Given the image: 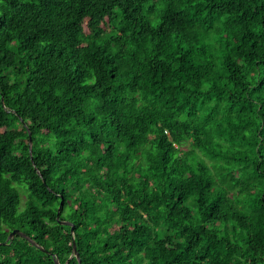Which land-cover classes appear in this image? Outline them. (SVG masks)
I'll list each match as a JSON object with an SVG mask.
<instances>
[{"label": "trees", "instance_id": "obj_1", "mask_svg": "<svg viewBox=\"0 0 264 264\" xmlns=\"http://www.w3.org/2000/svg\"><path fill=\"white\" fill-rule=\"evenodd\" d=\"M56 260L264 264V0H0V264Z\"/></svg>", "mask_w": 264, "mask_h": 264}, {"label": "clouds", "instance_id": "obj_2", "mask_svg": "<svg viewBox=\"0 0 264 264\" xmlns=\"http://www.w3.org/2000/svg\"><path fill=\"white\" fill-rule=\"evenodd\" d=\"M221 83H223V81H221ZM229 87H231V85H229ZM68 168V165H63L59 168H56L54 166L53 169V178H60L61 179V186L64 185H70L72 183V181L75 179L70 172H67L66 169ZM77 196H79V193H77ZM37 204H39V201H37ZM50 207H55V205H50ZM193 207V211H195V207L194 204L192 205Z\"/></svg>", "mask_w": 264, "mask_h": 264}, {"label": "rangeland", "instance_id": "obj_3", "mask_svg": "<svg viewBox=\"0 0 264 264\" xmlns=\"http://www.w3.org/2000/svg\"><path fill=\"white\" fill-rule=\"evenodd\" d=\"M83 21H84V29L85 31L87 32L88 29H89V26H88V18L87 17H83ZM90 31V29H89ZM15 132L17 134H22L24 132V128H22L21 126L17 127V129H15ZM19 189H20V197H21V201H20V206L22 205V202L24 201L25 199V195L28 193V189L26 187H24L22 184L18 183V184H15ZM73 202H69L65 207H64V210H68L70 207L73 206ZM178 210H176L177 212Z\"/></svg>", "mask_w": 264, "mask_h": 264}, {"label": "water", "instance_id": "obj_4", "mask_svg": "<svg viewBox=\"0 0 264 264\" xmlns=\"http://www.w3.org/2000/svg\"><path fill=\"white\" fill-rule=\"evenodd\" d=\"M30 144H31V138H30V136H29V148H30ZM60 222H61V223H65V224H70L68 221H60ZM71 231H72V225H71ZM14 234L22 235V236H24V237L27 238V239L29 238V237H27L23 232L19 231L18 229H13V230H11L10 233L8 234V236H7V240H9L11 237H13ZM29 240H31V239H29ZM31 242H33V241H31ZM3 243H5V242H3ZM33 244L36 245V246H38L35 242H33ZM72 248H73V252H74L75 256H76L77 259H78L79 257H78V253H77V251H76V248H75V244H74V242H73ZM78 260H79V259H78ZM55 262H56V264H58L57 260H56Z\"/></svg>", "mask_w": 264, "mask_h": 264}]
</instances>
